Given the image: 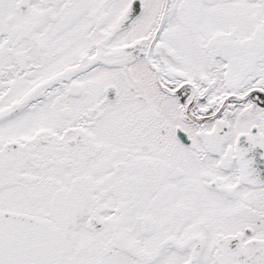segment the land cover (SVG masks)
Returning <instances> with one entry per match:
<instances>
[{
  "label": "snow or ice",
  "instance_id": "obj_1",
  "mask_svg": "<svg viewBox=\"0 0 264 264\" xmlns=\"http://www.w3.org/2000/svg\"><path fill=\"white\" fill-rule=\"evenodd\" d=\"M0 264H264V0H0Z\"/></svg>",
  "mask_w": 264,
  "mask_h": 264
}]
</instances>
